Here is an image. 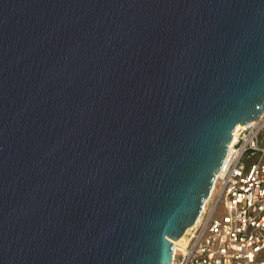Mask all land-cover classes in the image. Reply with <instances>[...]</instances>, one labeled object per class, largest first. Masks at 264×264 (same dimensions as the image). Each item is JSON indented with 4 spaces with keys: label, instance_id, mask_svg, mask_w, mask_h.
Instances as JSON below:
<instances>
[{
    "label": "water",
    "instance_id": "95a60500",
    "mask_svg": "<svg viewBox=\"0 0 264 264\" xmlns=\"http://www.w3.org/2000/svg\"><path fill=\"white\" fill-rule=\"evenodd\" d=\"M263 111L264 0H0V264H171Z\"/></svg>",
    "mask_w": 264,
    "mask_h": 264
},
{
    "label": "built area",
    "instance_id": "2783aa9c",
    "mask_svg": "<svg viewBox=\"0 0 264 264\" xmlns=\"http://www.w3.org/2000/svg\"><path fill=\"white\" fill-rule=\"evenodd\" d=\"M233 139L171 264H264V111L239 124Z\"/></svg>",
    "mask_w": 264,
    "mask_h": 264
},
{
    "label": "bare ground",
    "instance_id": "6f19581e",
    "mask_svg": "<svg viewBox=\"0 0 264 264\" xmlns=\"http://www.w3.org/2000/svg\"><path fill=\"white\" fill-rule=\"evenodd\" d=\"M238 127H239V124L234 128V132L237 130ZM233 140H234V139H233ZM205 202H206V201H205ZM205 204H206V203H205ZM205 204H204V207H205ZM202 211H203V210H202ZM201 214H202V213H201ZM199 217H200V215H199ZM199 217L197 218L196 222L198 221ZM196 222H195V224H196ZM188 230H189V228H187L185 232H187ZM185 232H184V233H185ZM184 238H185V235H182L179 239L174 240V241H173V245L176 246V244L179 243V242H181V241H183ZM174 251H175V248H174Z\"/></svg>",
    "mask_w": 264,
    "mask_h": 264
},
{
    "label": "rangeland",
    "instance_id": "374dc122",
    "mask_svg": "<svg viewBox=\"0 0 264 264\" xmlns=\"http://www.w3.org/2000/svg\"><path fill=\"white\" fill-rule=\"evenodd\" d=\"M190 228V227H189ZM186 234V232L183 234V235H185ZM184 243V240L183 241H181V242H179V243H177L176 245H179V244H183ZM175 246V245H174Z\"/></svg>",
    "mask_w": 264,
    "mask_h": 264
}]
</instances>
